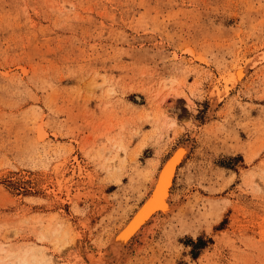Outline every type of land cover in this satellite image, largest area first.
Wrapping results in <instances>:
<instances>
[{"label":"rangeland","instance_id":"1","mask_svg":"<svg viewBox=\"0 0 264 264\" xmlns=\"http://www.w3.org/2000/svg\"><path fill=\"white\" fill-rule=\"evenodd\" d=\"M181 143L121 264H264V0H0V264H116Z\"/></svg>","mask_w":264,"mask_h":264},{"label":"bare ground","instance_id":"2","mask_svg":"<svg viewBox=\"0 0 264 264\" xmlns=\"http://www.w3.org/2000/svg\"><path fill=\"white\" fill-rule=\"evenodd\" d=\"M232 74L233 82L240 83L248 75V66L246 64L236 65ZM212 104L215 107V103ZM189 150V143H181L175 147L159 166L153 184L143 201L123 225L107 239L106 253L109 259L114 260L116 264L122 263L123 258L130 251L132 242L148 230L152 223L168 219L175 213L178 203L173 200V189L179 169ZM34 259H37V256ZM51 260H53L52 257ZM25 263L26 261L23 260L19 264Z\"/></svg>","mask_w":264,"mask_h":264}]
</instances>
